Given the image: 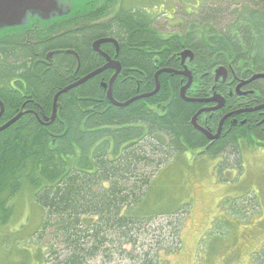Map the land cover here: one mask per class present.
Masks as SVG:
<instances>
[{
	"label": "trees",
	"instance_id": "1",
	"mask_svg": "<svg viewBox=\"0 0 264 264\" xmlns=\"http://www.w3.org/2000/svg\"><path fill=\"white\" fill-rule=\"evenodd\" d=\"M233 1L238 8L225 27L219 22L221 4L209 2L198 14H187L195 18L183 30L168 36L147 10L120 9L104 18L101 12L79 11L47 27H31L28 38H1L0 102L5 110L0 128L15 122L0 132V225L11 218L8 203L29 188L43 212L32 237L51 240L44 264H110L117 259L162 264L156 251L173 245L179 223L170 222L165 234L163 226L154 225L161 213L144 214L161 167L184 153L198 151L195 157L229 163L242 143L264 148V139L255 143L249 131L232 130L210 142L193 125L205 105L183 100V78L173 73H161L156 95L116 106L108 98L115 73L103 71L61 94L51 121L56 96L103 68L105 59L94 50L100 40L116 42L103 45L101 53L117 57L122 69L130 70L112 86L115 102L124 105L154 93L156 64L186 49L195 54L199 70L186 95L191 99L218 94L212 87L220 85L214 72L220 65L264 71V0ZM66 26L72 28L63 31ZM55 29L61 32L49 35ZM220 115L212 114V128ZM204 119L199 116L200 122ZM258 132L264 134V126ZM222 167L220 171L227 168ZM17 241L20 264H26ZM2 243L13 248L12 235ZM127 245L135 248L134 254ZM262 254L256 264H264Z\"/></svg>",
	"mask_w": 264,
	"mask_h": 264
},
{
	"label": "rangeland",
	"instance_id": "2",
	"mask_svg": "<svg viewBox=\"0 0 264 264\" xmlns=\"http://www.w3.org/2000/svg\"><path fill=\"white\" fill-rule=\"evenodd\" d=\"M56 1L64 11H69L67 8L73 4L71 13L92 10L81 7L83 0ZM212 1L99 0L93 7L94 11L101 12V18L110 16L115 10L145 9L153 17L155 26L168 36L180 32L195 18L187 14L194 11L198 14L202 6ZM213 2L221 4L219 7L223 10L219 19L223 23L221 27L228 26L237 4L233 0ZM23 26L30 24L24 21L19 28ZM60 32L55 29L49 35ZM193 154L184 153L171 159L161 167L149 188L144 214L148 211L161 213L154 219V225L163 226L161 230L165 234L170 222L179 223L178 238L173 245L157 249L159 261L162 264H256L264 251V149L257 144L249 147L242 143L238 156L229 163L224 158L195 157ZM222 166L227 167L226 170L220 171ZM8 205L13 212L10 220L0 225V264H20L22 256L14 243L17 239L21 243L17 241L16 244L26 252V264H44L51 240L32 237L43 218V212L33 202L32 192L29 188L23 189ZM10 235L14 247L5 249L2 241L5 243ZM125 249L130 254L135 253L132 245ZM170 249L172 253L168 252ZM110 264L133 263L117 259Z\"/></svg>",
	"mask_w": 264,
	"mask_h": 264
},
{
	"label": "flooded vegetation",
	"instance_id": "3",
	"mask_svg": "<svg viewBox=\"0 0 264 264\" xmlns=\"http://www.w3.org/2000/svg\"><path fill=\"white\" fill-rule=\"evenodd\" d=\"M83 1H84L83 4L84 3L86 4L85 8L84 7L83 8L91 9L97 0L94 1L83 0ZM94 10L95 9L93 7L92 11ZM32 14H33L32 12L28 14L30 18L29 20H31ZM40 16L44 18L43 15L36 13L34 16L35 20L32 19L31 24L28 27L31 28L36 25L40 26L38 22H40L41 19L39 18V21H36V19ZM28 27L26 26L25 27L23 26L22 28L14 27L18 29V31H13L16 29H7L6 27L0 25V40L1 38L4 39L9 37H17L23 34H26V37L28 38L29 35L31 34L29 33L31 29L30 28L27 29ZM11 42H15V40ZM102 47L103 45L101 46L100 50H102ZM116 49L118 51L117 47ZM182 52L183 53H181L179 57H176V54L171 56V61H167L168 63L165 62V64L163 63L158 65L156 64L158 68L156 73H185L186 75H180V74H173V75L182 77L183 79H181V86H186L189 82L188 76H191L192 84H193L194 73H199V71L194 67L195 54H193L190 49L183 50ZM186 52H191V55L188 54L186 58H183L182 54ZM102 55L105 59L104 61V66H105L107 64V59L104 54ZM109 57L113 61L119 62L117 57L112 55H109ZM157 58H158L157 60L159 61L160 60L159 57ZM163 65L166 66L163 67ZM107 71H109L108 73H110V70ZM111 71L115 73V70L111 69ZM124 71L130 73V70L128 69H122L121 73H124ZM214 72L215 74L220 73L219 77L216 76V78L220 82V85H218L219 84L218 83L217 86H213L212 90H214V88L217 87L216 88L218 92L217 95L222 97L225 103L224 106L219 110L205 111L202 114H200L199 116L204 115L205 119L203 120V122H200L198 116V120H197L198 126H200L203 130L207 131L212 136H217L219 130L221 129L220 136L216 140L210 141L206 136V138L210 142L219 141L221 137H223V135H227L229 132L234 130L236 132L239 131L240 134H244L245 132L243 131H249L248 133L251 135V139H253L255 143H259L260 139H264L261 138L262 136H264V134L258 132V130L262 129L264 126V120H262L264 119V71L249 69L247 66L242 67L240 64L234 67H231V65L227 64V65H220L219 68L214 70ZM247 75L250 76L247 77ZM184 77L187 79L186 83ZM188 90L186 91V95ZM212 97L213 96H209L206 98L210 99ZM206 98L203 100H207ZM229 100L231 101L228 103ZM203 105L205 106H203L201 110L212 109L218 106V104L215 103L203 104ZM217 112H221L220 120L215 125V127L212 128L211 126L212 114ZM224 119H225L224 124L221 127V123ZM196 130L199 131L198 129Z\"/></svg>",
	"mask_w": 264,
	"mask_h": 264
},
{
	"label": "water",
	"instance_id": "4",
	"mask_svg": "<svg viewBox=\"0 0 264 264\" xmlns=\"http://www.w3.org/2000/svg\"><path fill=\"white\" fill-rule=\"evenodd\" d=\"M92 1H94V0H92ZM95 3H94V5H95ZM71 7H73V6L71 5ZM70 8H67V9H69V11H71ZM69 11H64V8L60 7L58 5L57 1H54V0H0V25L1 26H7V27H21L24 24V21H27L29 24H31V20L34 19V16H35L36 13H39V14L44 16V18H42L41 16L39 17L42 22L50 23V22L59 20L62 17L71 16L72 14H74V13H71ZM31 12L33 14H32L31 20H29L30 18L28 16V14L31 13ZM110 43H114L117 46L116 42H114L113 40H100V41H97L94 44V50L101 54V50H100L101 46L104 45V44H110ZM188 54L191 55V52H186V53L182 54L183 58H186V56ZM106 59H107V64L102 69H100L96 73L90 75L85 80H83V81H81L79 83H76L74 85H71L70 87L66 88L64 91L60 92L56 96L55 101H54V105H55L54 106V113H53V117L51 119L52 122L55 120L56 115H57V102H58V98H59V96L61 94L67 93L71 89H73L75 87H78L81 84H83L89 78H91L93 76H96V75L102 73L103 71H106V70H109V69L115 70V75L113 76V79L111 81V86H110V89H109V92H108V98L112 102V104H114L116 106H129L130 104H132V103H134L136 101H139V100H142V99H146V98H150V97L156 95L159 92L160 84H159V81H158V77L160 76L161 73H158L157 76H156V81H157L156 87L157 88H156V91L154 93H152L150 95H145V96H141V97L135 98V99L131 100L129 103H127L125 105L116 103L114 98H113V94H112V86H113V82L116 79V77L122 72V67H121V64L119 62L113 61L109 57H107ZM167 72H170V71H167ZM124 73L127 74V71H124ZM173 74L186 75L185 73H173ZM216 74H217L216 76L219 77L220 73H216ZM188 77H189L188 84L181 89V97H182L183 100H185L186 102H189V103H200V104L215 103V104H218V106L216 108L202 110L193 119V125H194V127L196 129H198L200 132L205 134L210 141L216 140L220 136L221 129L219 130V133H218L217 136H212L207 131L203 130L200 126H198L197 119H198V116L200 114H202L203 112H205V111L221 109L224 106L225 101H224V99L222 97H220L218 95H215L212 98L207 99V100H199V99L188 98L186 96V91L189 89V87L192 84L191 76H188ZM0 107H1V113H0V119H1V117H2V115L4 113V110H5L2 102H0ZM224 121H225V119L222 121L221 127L223 126ZM14 122H15V120L9 122L4 127L0 128V132H2L5 129H7Z\"/></svg>",
	"mask_w": 264,
	"mask_h": 264
},
{
	"label": "bare ground",
	"instance_id": "5",
	"mask_svg": "<svg viewBox=\"0 0 264 264\" xmlns=\"http://www.w3.org/2000/svg\"><path fill=\"white\" fill-rule=\"evenodd\" d=\"M73 7H74V5L73 4H71ZM85 3L84 4H82V6L81 7H84L85 8ZM67 17L68 16H65V17H62V18H60L59 20H65V19H67ZM34 20H35V18H34ZM36 21H39V17L36 19ZM39 24H40V26H46L48 23H46V22H42V21H40V22H38ZM4 27H6L7 29H16V28H14V27H7V26H4ZM13 31H18V29H16V30H13ZM105 57L107 58V57H109V56H107V55H105ZM110 58V57H109ZM199 71V70H198ZM12 86V85H11ZM144 115V114H143ZM252 146V145H251ZM261 148V147H260ZM262 149H264V148H262Z\"/></svg>",
	"mask_w": 264,
	"mask_h": 264
}]
</instances>
